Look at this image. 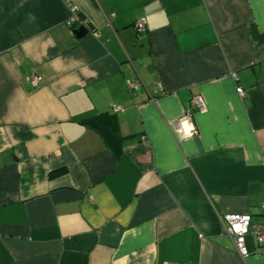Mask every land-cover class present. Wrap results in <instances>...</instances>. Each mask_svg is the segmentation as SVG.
I'll return each instance as SVG.
<instances>
[{
    "label": "crops",
    "instance_id": "obj_1",
    "mask_svg": "<svg viewBox=\"0 0 264 264\" xmlns=\"http://www.w3.org/2000/svg\"><path fill=\"white\" fill-rule=\"evenodd\" d=\"M262 202L264 0H0V264H264Z\"/></svg>",
    "mask_w": 264,
    "mask_h": 264
},
{
    "label": "built area",
    "instance_id": "obj_2",
    "mask_svg": "<svg viewBox=\"0 0 264 264\" xmlns=\"http://www.w3.org/2000/svg\"><path fill=\"white\" fill-rule=\"evenodd\" d=\"M68 23L70 30H73L77 25H87V22L79 17L73 15L69 18ZM133 28L137 35H142L146 31V23L144 18L140 17L136 19L133 24ZM72 32V31H71ZM26 81L31 85H36V77H27ZM138 85L131 82L129 89H135ZM157 89L162 92L163 88L159 82L156 84ZM237 93L242 96L243 89L240 86H236ZM190 103L195 106L196 111H203L205 109V103L198 95H193L190 99ZM115 112L122 111L123 108L120 105L113 107ZM173 132L179 139H187L196 137V130L192 122V111L187 109L183 115L176 117L170 122ZM185 127V128H184ZM261 207L264 208V202L261 203ZM221 231L231 237L233 240L236 251L241 257H246L250 250L246 245V236L253 235L255 240L260 246H264V222H253L250 214L240 213H226L221 216Z\"/></svg>",
    "mask_w": 264,
    "mask_h": 264
},
{
    "label": "water",
    "instance_id": "obj_3",
    "mask_svg": "<svg viewBox=\"0 0 264 264\" xmlns=\"http://www.w3.org/2000/svg\"><path fill=\"white\" fill-rule=\"evenodd\" d=\"M86 32H87V28L83 25H77L72 31V33L78 38L85 35Z\"/></svg>",
    "mask_w": 264,
    "mask_h": 264
},
{
    "label": "clouds",
    "instance_id": "obj_4",
    "mask_svg": "<svg viewBox=\"0 0 264 264\" xmlns=\"http://www.w3.org/2000/svg\"><path fill=\"white\" fill-rule=\"evenodd\" d=\"M73 31V30H72Z\"/></svg>",
    "mask_w": 264,
    "mask_h": 264
}]
</instances>
